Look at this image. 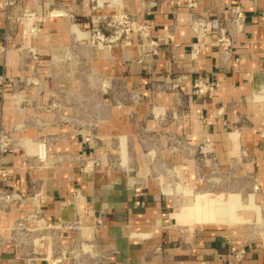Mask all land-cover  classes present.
Masks as SVG:
<instances>
[{
	"label": "crops",
	"instance_id": "0c3cea01",
	"mask_svg": "<svg viewBox=\"0 0 264 264\" xmlns=\"http://www.w3.org/2000/svg\"><path fill=\"white\" fill-rule=\"evenodd\" d=\"M194 1L198 11L209 14L225 11L233 3L241 6L245 15L243 30L229 26L231 58L222 63L215 48L203 52L196 60L190 58L195 35L189 27L190 9L185 7L184 0H100L104 13H112L121 6L148 23L154 38L163 39L151 70H146L145 64L129 68L115 54L116 67L104 74L123 80L135 78L141 84L137 89L145 94L147 102L140 105L134 121L151 116L147 103L171 107L168 86L176 77L185 76L180 89L188 98L189 112L176 118L170 126L184 133L192 144L207 138L217 156L222 157L223 152L232 153L237 144V134L227 132L237 121L236 111L239 115L251 112L254 123H263L260 115H264V0ZM92 6L91 0H17L7 19L0 0V46L7 47L5 51L0 49V74L19 81L29 75L35 63L18 48L26 44L22 33L24 24L16 20L24 9L40 14L52 9L61 13L47 19L41 27L44 33L55 31V37L36 40V45L41 47L38 69L40 77L45 78L53 61L48 47L67 46L78 40L69 37V31L77 25L88 27L89 16L97 13ZM66 11L69 14L65 15ZM144 78L154 79L157 86L148 89ZM196 78L216 81L219 86L193 103L191 83ZM50 93L49 85L18 84L14 91L0 86V127L20 141L12 152L0 157V190L29 193L42 189L45 197L41 210L51 221L73 220L76 211L84 208L103 215L106 224L93 236L101 238L105 247L117 251L104 264H225L220 257L228 252V243L234 239L220 225H233L239 215L218 204L226 199L225 194L215 193L210 201H195L191 206L180 205L170 213L164 194L170 195L171 189L164 187L161 175L155 176L159 172L149 167L148 161L152 163L157 153L149 149V138H139V141L133 138L134 125L126 123L127 107H122L124 110L118 115L117 108L105 103L109 113L102 123L116 121L127 128L119 133L114 130L97 133L96 127L102 125L101 121L81 119L71 114V107L59 103L47 109ZM196 108L201 113H196ZM155 122L149 120L146 124L156 127ZM40 142L44 143L45 158L38 155L42 148H39ZM109 150L118 154L120 163L109 165L111 168H82L92 153L101 159L100 154ZM160 154L170 159L171 168L184 185L195 182L196 167L188 159L189 153L172 155L161 151ZM124 157L128 158L127 163L122 162ZM132 174L134 180L142 183L137 196L127 183ZM179 188L180 185L176 190ZM33 206V201L26 200L13 203L6 210L0 209V228L8 227L23 216L25 209ZM243 215L242 219H249L253 213L248 211ZM62 233L61 242L66 244L73 233ZM237 244L247 251L240 264H264V247ZM22 263L11 246L0 250V264Z\"/></svg>",
	"mask_w": 264,
	"mask_h": 264
},
{
	"label": "rangeland",
	"instance_id": "374dc122",
	"mask_svg": "<svg viewBox=\"0 0 264 264\" xmlns=\"http://www.w3.org/2000/svg\"><path fill=\"white\" fill-rule=\"evenodd\" d=\"M91 3L93 5L91 8L96 9L97 13L94 16H89L88 27L77 25L69 31L68 36L78 40L67 46L54 45L48 47L52 50L50 53L53 55V61L47 70L49 76L45 78L40 77L38 69L41 47L36 45V40L55 37V31L44 33L41 30L47 19L53 17L49 15L50 12L40 14L29 9L33 14L30 21L33 24L28 29L23 27L22 33L26 44L21 51L26 53L35 63H33L29 75L22 79L27 83L19 82L18 84H28L35 87L49 85L52 87V93L48 95L49 106L51 103L54 105L56 103L63 104L66 107H71V114L79 115L81 119L92 118L97 122L101 121L102 125L96 127V132L114 130L119 133V130L126 129V125L125 127L116 121L110 122V124L102 123L103 117L109 113L105 103L109 102L117 108L115 112L118 115L124 110L122 107L126 106L128 118L126 123L134 125H132L133 131L131 133L133 138H137L138 141L139 138L145 140L149 138V149L157 153L152 163L148 161L149 167L151 170L153 168V171H158L159 174L155 176L161 175L162 185L171 189L170 195H164L165 205L169 212L174 213V209L180 205L191 206L195 201L204 199L210 201L215 193H220L221 196L225 194L226 199L218 204L228 208L232 214L239 215L236 216L238 219L233 221V225L222 224L220 225L221 229L227 234L233 235L236 243L255 244L264 247L263 113L261 115L259 113L263 123L256 124L252 119L254 115L251 112H247L246 115L242 112L239 115V112L236 111L237 121L229 127L230 129H227V132L233 131L237 134V144L232 153L223 152L222 157L217 156L214 145L209 149L210 153H207L206 156L198 154L202 146L201 140L195 144L189 143L184 133L171 128L170 125L176 118L189 112L188 98L182 92H180V96H177V99L169 91L173 102L171 107L147 103L146 107L151 116L141 117L139 121H134L133 118L140 105L147 102L145 94L137 89L141 84L135 78L126 80L111 78L106 76L104 72L107 73L109 69L116 67L115 54H117L116 57L120 63L127 64L128 67L145 64L146 70L152 69V60L157 56L152 54L153 47L142 45L138 32L131 29L127 31L128 39L126 40L124 33H122V38L126 43L121 40L99 42L95 38V29H100V33L106 38L114 35L115 30L116 32L118 30L107 26V23L114 17L115 13L121 12L122 15H125L128 11L120 6L118 10L116 9L112 13H104V7L100 5L99 1L92 2L91 0ZM67 13L66 11L65 15ZM126 28L129 27L126 26L122 29ZM149 57L150 60H146ZM145 80V86L148 89L152 90L153 87L157 86L154 79L146 78ZM48 107L47 109H50L52 105L50 108ZM149 120L156 121L155 126L158 129L154 126L148 127L146 123ZM161 151H167L172 155L191 153L188 159L191 160L192 166L196 167L195 182L191 186L184 185L178 179V174L171 168L173 164H171L170 159L160 156ZM100 155L101 159L92 153L87 164L95 168H111L112 165L121 161L118 154L111 150L104 151ZM127 160L128 158L124 157L122 162L127 163ZM178 185L180 188L176 190ZM248 211L252 212L253 215L249 219H242L241 217H245L243 212ZM195 225L201 224L195 223Z\"/></svg>",
	"mask_w": 264,
	"mask_h": 264
},
{
	"label": "built area",
	"instance_id": "2783aa9c",
	"mask_svg": "<svg viewBox=\"0 0 264 264\" xmlns=\"http://www.w3.org/2000/svg\"><path fill=\"white\" fill-rule=\"evenodd\" d=\"M16 2L17 0H1L7 19L10 18V8ZM92 2H95V0H92ZM184 4L186 8L190 9L189 27L195 35V41L190 45V58L196 60L203 52L215 48L219 51L220 61L222 63L226 62L232 55L229 26L234 27L237 31H242L244 28L245 15L241 6L238 3H233L225 11L209 14L205 11H198L197 3L194 0H184ZM58 14L61 13L56 10H51L49 13L50 16ZM32 15L29 9H24L16 17V20L23 22L25 29H28L33 24L30 22ZM107 26L117 29L118 32L115 30L114 35L106 38L100 33V29H95V38L99 42H117L121 40L124 43L122 33H124L126 40L128 39L127 31L131 29L138 32L142 45H150L153 47L152 54L154 56L158 55V48L163 39L154 38L150 25L139 21L135 15L129 12L125 15H122L121 12L115 13ZM126 26L129 28L122 29ZM24 46L22 45L20 48L23 49ZM0 49L5 51L7 47L2 45ZM184 79L185 76L176 77L175 81L168 86L170 93L177 99V96H180V85ZM19 82L27 83L24 80L18 81L13 78H6L0 74V86L2 87H8L14 91ZM218 86L219 84L216 81H207L202 78L194 79L191 83L194 96L190 101L193 103L199 101L202 97L213 93ZM51 105L54 106L53 103ZM195 111L201 113L200 108H196ZM19 143L20 141L17 138L0 127V157L12 152ZM201 145L198 154L206 156L207 153H210L209 149L213 146V143L207 138H202ZM43 147L44 143L40 142L39 148L43 150ZM41 149L38 155L40 158L42 156L45 158V153L41 154ZM187 153L191 154L190 152ZM91 166L85 162L82 168L86 169ZM128 177V186L135 196L139 195L142 190V183L133 179L135 178L134 174ZM44 197V191L40 188L29 193L0 190V209L6 210L13 203L26 200L35 203L32 208L24 210L22 217L14 220L8 227L0 228V250L11 246L14 248L17 258L23 261L22 264H104L117 255L115 249L105 247L101 238L93 236L100 227H104L106 224L103 215L94 213L89 208H84L76 211L73 220L51 221L41 210L40 205ZM135 203L138 204V201ZM63 231L73 233L66 244L61 242ZM228 244V252L220 257V260L225 264H240L245 259L246 249L235 241H229Z\"/></svg>",
	"mask_w": 264,
	"mask_h": 264
},
{
	"label": "bare ground",
	"instance_id": "6f19581e",
	"mask_svg": "<svg viewBox=\"0 0 264 264\" xmlns=\"http://www.w3.org/2000/svg\"><path fill=\"white\" fill-rule=\"evenodd\" d=\"M41 153H43V150L41 149Z\"/></svg>",
	"mask_w": 264,
	"mask_h": 264
}]
</instances>
